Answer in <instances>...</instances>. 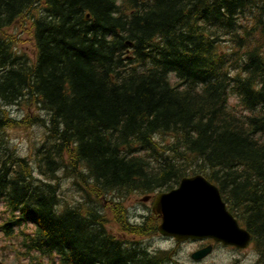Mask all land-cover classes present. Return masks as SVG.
<instances>
[{
	"label": "trees",
	"instance_id": "obj_1",
	"mask_svg": "<svg viewBox=\"0 0 264 264\" xmlns=\"http://www.w3.org/2000/svg\"><path fill=\"white\" fill-rule=\"evenodd\" d=\"M197 173L264 264V0H0V232L23 256L170 264L125 202Z\"/></svg>",
	"mask_w": 264,
	"mask_h": 264
},
{
	"label": "water",
	"instance_id": "obj_2",
	"mask_svg": "<svg viewBox=\"0 0 264 264\" xmlns=\"http://www.w3.org/2000/svg\"><path fill=\"white\" fill-rule=\"evenodd\" d=\"M150 197L145 195L141 200ZM151 210L160 219L158 233L177 243L209 238L243 248L251 240L250 233L227 209L217 186L202 174L183 177L175 188L154 195ZM211 248L207 245L194 251L191 257L200 260Z\"/></svg>",
	"mask_w": 264,
	"mask_h": 264
},
{
	"label": "rangeland",
	"instance_id": "obj_3",
	"mask_svg": "<svg viewBox=\"0 0 264 264\" xmlns=\"http://www.w3.org/2000/svg\"><path fill=\"white\" fill-rule=\"evenodd\" d=\"M25 36V34H22ZM23 49L31 50V43L29 41L25 42L23 44ZM172 80L175 81L174 77H172ZM232 101V100H231ZM33 108V107H32ZM30 108L27 111L32 110ZM15 110V108H14ZM10 137L12 138V142L17 145V148L25 153H28V138L32 137L35 138L37 136V128L31 129L29 131V128L27 130H21V129H12L9 131ZM61 190L62 195L61 198L64 200L70 199L72 203H76L79 198V191L76 189V187L71 183V180L68 178H64L61 181ZM142 195L133 194L129 196L126 200V206L130 207V209L133 208V210H138L140 213L148 212L151 206V202H141L140 198ZM4 211V206H1L0 209V222L5 219L7 216ZM135 215V214H134ZM26 231H30V227H26ZM16 234V233H15ZM123 237H127L126 235H123ZM129 238H135L130 237ZM22 238L20 236H14V237H6L2 232H0V262L1 264H35L31 261L30 257L34 256L36 257L35 252H30L29 256H23L22 253L24 251V248L21 246ZM142 244H145L146 247L150 249H165L169 250L175 248L174 246V240L162 237L161 235L155 233L152 236L142 238L140 240ZM196 244L194 242L185 244L183 246H179L177 249L171 252V254L174 256L175 259L179 260L180 262H183L184 264H230L231 262L228 259V256L224 254L223 250L217 249L215 251H212L204 260L200 262H195L194 260L190 259V253L195 249ZM42 264H48V258L43 257L41 258Z\"/></svg>",
	"mask_w": 264,
	"mask_h": 264
},
{
	"label": "flooded vegetation",
	"instance_id": "obj_4",
	"mask_svg": "<svg viewBox=\"0 0 264 264\" xmlns=\"http://www.w3.org/2000/svg\"><path fill=\"white\" fill-rule=\"evenodd\" d=\"M188 243H192V242H183V243L174 242L173 244L175 245L174 246L175 248H173L172 251L177 249L179 246H183V245L188 244ZM194 243L196 244V247L193 251L201 249L207 245L212 246L210 253L212 251L217 250L218 248L223 250L224 251L223 253L228 256V259L231 262L230 264H256L257 259H258L257 255L255 253V250L251 244L248 245L246 248H239L236 246L224 245L220 242H213L212 240H208V239L203 240V241H197ZM171 252H170V254H171ZM191 253H190V259H191ZM204 259H202V260H204ZM171 260L172 261L170 264H184L183 262H180L179 260H177L175 258H172ZM202 260H196V261L194 260V261L197 263V262H200Z\"/></svg>",
	"mask_w": 264,
	"mask_h": 264
}]
</instances>
